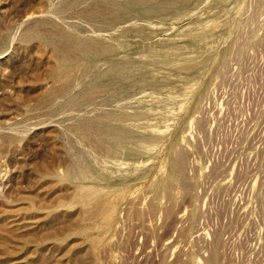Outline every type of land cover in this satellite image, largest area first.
Listing matches in <instances>:
<instances>
[{
    "label": "rangeland",
    "instance_id": "obj_1",
    "mask_svg": "<svg viewBox=\"0 0 264 264\" xmlns=\"http://www.w3.org/2000/svg\"><path fill=\"white\" fill-rule=\"evenodd\" d=\"M104 1L0 0V264H264V0ZM122 111L129 152L73 131Z\"/></svg>",
    "mask_w": 264,
    "mask_h": 264
},
{
    "label": "bare ground",
    "instance_id": "obj_2",
    "mask_svg": "<svg viewBox=\"0 0 264 264\" xmlns=\"http://www.w3.org/2000/svg\"><path fill=\"white\" fill-rule=\"evenodd\" d=\"M185 1L188 0H128L125 3L105 0L103 6L106 12L116 17V21L119 23L124 18L126 12L134 11L138 13L136 9H140V6L148 5L146 9H140L141 12L157 14V9L160 7L166 5L175 6L179 3H185ZM55 31H59V29H55ZM27 35L38 37L39 33L37 30L33 29L29 30ZM61 44V50L68 61H72L78 55L84 56L87 60H93L103 56H112L116 52L115 47L103 44L97 39L83 37L63 30H61ZM101 90L102 93L107 91L105 88L93 87V90L88 95L84 96L85 101L91 99L95 93ZM145 118L146 117L142 115L133 116L123 111L121 113L108 112L102 117L93 116L92 118H88L84 127H75L73 131H75L80 140L86 142L87 145L89 144L99 153L106 150L112 151L113 153H117L118 150L129 152L135 140L130 136L129 132H127L126 124L137 120H144Z\"/></svg>",
    "mask_w": 264,
    "mask_h": 264
}]
</instances>
